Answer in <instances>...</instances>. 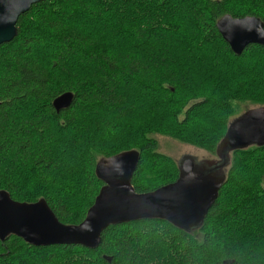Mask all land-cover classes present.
<instances>
[{"label":"trees","instance_id":"trees-1","mask_svg":"<svg viewBox=\"0 0 264 264\" xmlns=\"http://www.w3.org/2000/svg\"><path fill=\"white\" fill-rule=\"evenodd\" d=\"M227 14L264 22V0L34 4L20 15L17 36L0 45V190L21 202L44 198L61 222L79 224L103 186L95 171L99 154L139 149L132 177L138 193L176 181L178 165L156 151L149 132L192 143L183 127H194L204 115L221 110L226 118L236 115L233 100L264 103V80L253 75L264 61V45L235 54L217 28ZM213 42L218 52L207 46ZM123 43L141 45L133 52L136 60L112 53V46ZM234 62L241 68L237 74ZM201 65L232 76L227 96L189 102L192 91L203 94L209 76L196 69L204 70ZM66 92L73 93L72 102L57 111L53 101ZM140 106L151 110L141 129L113 137L115 115ZM227 124L214 140L199 137L197 143L215 151ZM106 136L114 138L113 149L104 146ZM67 161L77 164L83 178L77 207L52 176ZM231 163L217 199L193 231L164 219H140L109 226L95 248L34 246L11 235L0 240V264H264V209H258L264 205V145L233 151ZM18 169L28 172V179L14 177Z\"/></svg>","mask_w":264,"mask_h":264},{"label":"water","instance_id":"water-1","mask_svg":"<svg viewBox=\"0 0 264 264\" xmlns=\"http://www.w3.org/2000/svg\"><path fill=\"white\" fill-rule=\"evenodd\" d=\"M40 1L0 0V45L17 36L20 15ZM217 28L237 55L249 45H264V22L259 17L234 18L227 14L217 21ZM73 96L66 92L55 98L56 110L68 107ZM251 145H264V107L248 110L231 122L217 151L230 153ZM140 159V151L132 149L98 160L95 171L104 185L79 224L61 222L44 198L21 202L0 190V240L15 235L34 246L79 244L95 248L109 226L140 219H164L184 231L199 228L226 179V171H216L224 169L230 159L200 164L186 158L176 181L138 193L132 177Z\"/></svg>","mask_w":264,"mask_h":264},{"label":"rangeland","instance_id":"rangeland-1","mask_svg":"<svg viewBox=\"0 0 264 264\" xmlns=\"http://www.w3.org/2000/svg\"><path fill=\"white\" fill-rule=\"evenodd\" d=\"M209 48H212V50H216L218 52V45L214 42L210 45H207ZM139 49L141 51V45H133L131 43H123L122 45H114L112 46V53L120 58L124 57L126 60L132 61L136 60V57L134 56V50ZM48 63V62H47ZM133 64H136L132 62ZM236 63V62H234ZM258 68L260 70H257V72H253L254 77L258 76L260 77L258 81L264 80L263 79V73L262 67L264 69V61H260L258 64ZM203 66L205 69H199L200 72H202L204 75H208L205 78V83L203 84L202 93L203 94H196V90L192 91L189 94V102L197 101L199 99H202L204 97L206 98H222L224 95L227 96L230 92V87L232 86V76L224 71V70H218L217 66L213 68ZM190 69H193L191 66ZM211 70V74H210ZM234 73L237 74V72L241 71V68L237 65L232 69ZM251 88L255 89V91H258V89L255 86H252ZM261 92L264 94V89L261 90ZM217 99V100H218ZM251 99L245 100V101H234V106L236 107L238 113L234 116H230L226 118V115L222 116V113L224 110H221L220 113L217 112L213 115H204V119L201 121H196L195 126L192 128L189 127H183V133L186 137H188L191 142H185L180 141L171 135L163 134L159 132H149L147 136L153 138L157 142V148L156 151L160 153L161 155H164L166 157H170L173 159V161L178 165V168H181V165L183 161L186 158H193L196 160L197 163L202 162H211L213 163H221L222 161L230 159V162L224 169L222 168L217 170L216 173L225 172L230 169L231 165V159H232V152L228 153L227 151L220 152L217 151V147L219 145V139H218V145L216 146L215 151H210V149H206L205 147H202L197 142L198 138H204L208 142L213 138H217L219 136L218 133H220L223 130V127H225V123L228 122L227 126L233 122L235 119L246 113L248 110L254 109V108H260L264 107V103H255ZM119 115H115V119L113 123L116 127L114 131L111 133L113 137H119L122 138L126 132H129L133 129H141L143 117L149 116L151 110L148 109V112L143 109L142 106L138 110H126V111H119ZM201 122V123H200ZM200 123V124H199ZM144 129H150L148 126L144 125ZM223 126V127H222ZM108 135V134H107ZM102 136V135H101ZM102 141L104 142V146L108 149L111 148V144L114 141V138H110L106 136L105 138L102 137ZM221 141V140H220ZM136 149V148H134ZM139 150V149H136ZM127 151V150H126ZM140 151V150H139ZM123 152V151H122ZM103 157L102 154L98 155V160H100ZM228 158V159H227ZM28 172H20V169L16 170L14 172V177L20 178L22 181L28 179L27 174ZM81 173L80 168H77V164L73 161H71V165H69V161L63 164V167L59 169H54L52 171V176L57 178L56 185L60 188H63L64 190H67V201L74 207H77L81 204V199L83 197V191L81 189V186L83 185V178L81 179ZM103 182V181H102ZM104 185V182H103ZM64 194V192H63ZM259 210H263V204H260ZM72 208V207H71ZM76 211V210H75Z\"/></svg>","mask_w":264,"mask_h":264}]
</instances>
